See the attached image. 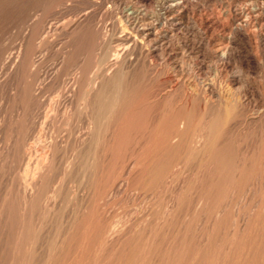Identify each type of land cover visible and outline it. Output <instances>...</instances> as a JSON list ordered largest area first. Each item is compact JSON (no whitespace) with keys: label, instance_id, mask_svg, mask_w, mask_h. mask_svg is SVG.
I'll list each match as a JSON object with an SVG mask.
<instances>
[{"label":"rangeland","instance_id":"rangeland-1","mask_svg":"<svg viewBox=\"0 0 264 264\" xmlns=\"http://www.w3.org/2000/svg\"><path fill=\"white\" fill-rule=\"evenodd\" d=\"M172 3L173 0H64V2L63 0H0V122H2L3 119V125L0 129V146L5 139V133H8L12 130L14 137L18 136V150L21 152L20 153L16 149V151L12 153H15V157L20 156L21 158L24 153L23 146L27 144V141L34 142L35 136H37L41 131H52V129L48 128V126H44L42 124L43 120L46 119V107L48 109L49 102L58 98L60 94L66 93L64 89L66 90V88L72 84L71 82L74 81L76 75H80L82 81L87 83L88 80L92 81V79L98 76L96 73L97 70L100 71V68L102 67H109L110 62L108 61H111L109 59L112 57V53H114L116 48L123 46L119 45L121 42H123L121 40V36L127 32H130L127 21H125L126 13L134 12L138 16H145L146 22L153 21L158 27L157 30L160 31L158 36L159 38L157 37L158 41H156V39V42H152L153 45L146 42L143 44V46H141L142 43L140 42L137 47H131L127 58L122 59V61H124L123 64H125V70L121 74V78L113 80L104 91L107 98L116 96L118 99V103H115L114 105H117L115 107L119 108L118 110L115 107L113 109H115V112L120 115L119 120L123 127L122 129L124 133L119 153L120 155L118 154L120 158L116 162L115 153L117 149H115L116 146H113L112 129L114 127L115 118L117 119V116L119 115L112 110L113 113L107 116L108 120L106 122L108 131L105 137L106 143H103V145L105 144L103 149L105 150L106 147L107 149L105 150L106 152L102 154L103 157H105L103 158L104 160H102L104 161V168L107 173L105 199L109 212L107 210L106 213L108 214H106V217L109 221L116 220L115 225L117 228L130 235L129 236L126 235V233L121 232L122 234H120V238H112L111 241H109L111 244H109V249L112 251L115 249L119 254L128 255L134 249V244L136 245L138 243L139 253H141L142 258L145 260L144 264H178V257L180 256L177 257L174 255L177 253V255H183L187 252V255H185L186 264H227V261L228 264H264V258L260 256V250L255 248V243H258L261 237L264 236V227L262 229L254 227L257 212L259 211L261 205H263L262 201H264V178L261 184L259 182L262 178V170L260 173V169L262 167L260 164L258 166V173L260 174H258L257 171L253 172L251 169L252 163L250 162L252 161L248 162L250 159H255V154H253V152L256 151L257 154V151L262 148V144L264 143V116L261 117L264 115V0H184V4L186 5L184 6V11H186V13L188 12L187 14L189 16L181 20L177 17V15H175L177 12L170 13V15L167 12V9H163L167 8L169 4L171 5ZM254 8L258 9L257 13L255 12ZM85 10L86 12H89L87 13L88 15L86 14ZM146 11H148V13ZM146 13L149 15L147 16ZM86 15L89 17L86 18ZM233 15L236 16V20L238 22L233 20ZM84 17L86 19H84ZM150 17L154 20L150 19ZM245 19H248L253 23H255L254 21L256 20L258 21L255 23V28L258 29V31L255 29V31L258 32L257 34H255L256 32L253 31V27L246 28L242 25H239L241 23L243 24ZM53 20L54 22L56 21L59 23L62 21L64 25H67L71 22L78 23L80 21L81 23L84 22V25L80 23L81 26L79 25L78 29L75 31L77 33L74 31L68 32L66 29H59L56 30V32H50L47 37H45L44 34L40 36L38 34V30L41 29V27H38L43 26L40 23L51 22ZM244 28L248 29V31ZM70 32L74 34L72 35ZM30 37H34V41ZM154 37L155 35H152V38ZM41 39L46 40H44V42H40ZM41 43H44V45ZM37 44L44 47H40L35 51L36 47L34 46V48L33 45L38 46ZM101 49L104 50L101 52ZM216 49L219 51H216ZM34 52L36 54H34ZM8 55H13L14 57L19 55V60L21 61L22 59L20 62L22 65H19L18 68H10L9 65L4 66L1 61L5 60V57H8ZM33 58L36 59L35 61L37 65L35 63V65L32 66L31 62ZM63 59L64 62L62 61ZM101 61H103V63H100ZM5 69L9 70L6 71ZM34 70H36V72ZM4 72H6L7 75ZM42 72H48L46 81L37 77L42 75ZM207 82L213 83L214 90L216 89L215 91L217 92V97L212 96L213 94H211L209 90H205ZM64 84L67 85L65 86ZM180 84L183 85L181 86ZM83 91L84 93H88V89H81L79 93H83ZM168 91L171 92L169 93ZM194 94L196 96L198 95L197 97L199 98L194 96ZM139 98L142 99L140 100ZM44 101H46V103ZM194 101L199 102V104L197 102L194 103ZM74 103L73 106H76V99ZM194 104L197 106L195 105L194 107ZM209 105H212L210 110L208 109L210 107ZM41 107L42 109H40ZM174 107L176 109H174ZM188 107L190 109H188ZM182 110L189 112V114L194 117V125L199 122V118L202 120V116L206 115V112L207 120L208 115L215 116L216 114H224V116L225 114H228L231 118L228 115L226 116L227 120L224 125L227 126H223L224 128L222 127V129L225 130H222L221 135H218V137L222 135L223 137H217L216 143L214 145L215 147L213 146L211 153L202 151L199 153V155L193 154L183 160L184 164L182 162L176 163L177 165L173 164L172 161L174 160L175 156L179 157L180 155L174 154V157L173 155L169 157L172 163L169 162L168 164L165 160L166 162H162L163 165L160 166L163 169L158 167L160 171L158 168H155V170L157 169L158 171H155L154 168H152L149 170L152 173L146 169H142L143 172L141 170L140 173V168H142L141 166L144 163L142 160L140 161V158L146 156V158L149 159L153 155L152 153L150 154L146 152V148H149L147 147L149 146L147 144H150L151 142L149 141L151 140V136L155 137V135L159 134L162 130H169L172 125L171 117L173 118V116ZM13 111H15L17 114ZM232 111L234 114H232ZM62 112L63 111H60L59 114L57 113L53 130L55 132L59 131L63 137L65 136V142L63 144L66 147H60L62 151L60 149L58 151L59 155H57L56 165L43 183V197L41 201L37 203L38 205H36L37 207L33 213L31 214L30 212L26 217L28 223L30 221L31 223H29V235L26 239H24V242L26 245H28V247H31L32 252L26 256L18 257L12 252L9 253V251L4 250L6 245L9 246L13 244L14 241L13 238L9 239V229L8 227H4L2 223L0 225V264H74L73 262L78 256L77 253L75 254V246H73V250H69L68 246L66 245H64L65 248L63 250L60 249L62 247V239H65L71 235L69 231L75 232V228L73 230V226L71 224L73 222H78L82 218V213L85 210L84 205H86V201H84L82 197L83 193L87 192V189L92 188L91 192L94 194V199L98 194V186L96 184L97 178L95 175H97L99 171L100 165H98V163L101 164V160L100 157L96 155V140L95 142L93 141L90 145L91 147L88 148V151L90 149V153L86 152V149L77 150L79 153L74 151V136L78 134V131L80 132L81 129H83L85 125L83 122L84 119L82 120L81 113L77 111V113L75 112V117L73 116L74 119L72 117L70 122L66 124V119ZM197 113L198 116L196 115ZM43 114H45V116ZM258 115L259 117H257ZM196 117L199 118L196 119ZM161 122L162 125L160 124ZM197 125L200 126L201 124ZM247 130L250 132L253 131V133L257 130L259 135L257 132H255V134H250ZM261 132L263 133L262 135L260 134ZM243 138L245 141L242 140ZM247 138H249L251 141ZM175 139L177 138L174 137V139H171V145H176L178 140L176 141ZM173 140L176 142H173ZM256 140L262 141L257 142ZM247 141L249 144L246 143ZM255 147L257 148L255 149ZM142 151L144 153H142ZM74 152L77 154L76 156L74 155ZM12 153L10 160L15 158ZM104 154L106 155L104 156ZM222 155L227 156L224 157ZM73 156H75V158L78 156V159L75 161V163H77L74 168L72 159ZM245 156L247 157V162L244 161L246 160ZM14 160L16 161V159H12V162H10L11 164L13 163L12 166L10 164L8 167L6 166V169H9V173H11V171L13 173L19 170L18 168L22 167L21 165H23L21 163L22 160L17 158L18 162L21 164H19L17 161L14 163ZM170 164H172L174 167ZM131 166H133V168ZM243 166L245 167L243 168ZM128 168L130 169V173ZM164 168L168 170L166 171ZM7 170L4 168L0 175L5 174V172L8 174ZM163 170L166 172L163 173ZM146 171L152 176H149L150 174L148 177L146 176V182L144 179L142 180L144 183L142 182L141 184V181L137 180L139 177L137 175L139 173L147 174ZM155 172L157 173L155 174ZM166 175L168 176L166 177ZM253 175L255 176L253 177ZM136 176L137 178H135ZM152 177H154V179H150ZM225 177H227V179ZM117 178L118 182H121L125 179L124 181L127 180V183L123 181L124 184L121 187V192L118 195V198L115 199L113 197V200L110 198L113 196L111 191L115 187L114 184ZM152 180L154 183L149 184V181ZM155 180H158V183L155 182ZM58 183H60L58 195L59 206H57V210L55 209V211L49 212V209L45 208L43 205L44 197L46 196H44V193L47 194L52 186ZM141 186L143 187L141 188ZM1 189H3V187ZM248 190H250V192ZM163 193L165 194L163 195ZM226 196L228 199H226ZM176 198L179 199L177 200ZM222 202L225 204L223 205ZM41 203L45 209H42L43 206ZM220 205L222 206L220 207ZM231 205H233V207ZM180 209H182V216L181 213H178L180 212ZM184 210L186 211L185 214ZM176 213H178V215ZM30 214L33 216L32 218ZM74 214L75 218H73ZM218 215L220 216L218 217ZM221 220L222 222H220ZM169 221H173L171 225V222ZM175 221L177 224L174 223ZM162 222L163 226L160 227ZM138 224L141 225L138 226ZM49 226L52 227L50 228ZM64 227H66V230ZM243 227H245V230H243ZM69 228L72 229L69 230ZM152 228L155 231H152ZM247 228H249V230ZM49 229L53 234L49 231ZM157 229H159V231ZM165 229L168 230L166 231ZM180 229L181 231H179ZM139 231H143L142 234L144 235H141ZM145 232L148 233L145 234ZM149 232L153 234H149ZM159 232L163 235H161ZM32 233L35 235V237L34 235L32 236ZM211 234L213 235L211 236ZM232 234H234V238ZM140 236L143 237L141 238ZM180 236L182 237L180 238ZM174 239H177V242H175ZM178 239L181 242L179 241L178 243ZM189 239L193 241L189 242ZM171 240L174 242L172 243ZM187 241L189 244H186L188 243ZM75 242L76 241H74V243ZM218 243H223L220 244L222 246L220 247L221 250L218 248ZM250 243L253 245L252 247L250 246ZM176 244H179V246ZM147 245L149 247L148 249ZM157 246H159V248L161 246L160 251ZM175 246L178 247L176 250L174 249ZM140 247H142V249ZM225 248H227V250H225L226 252L223 250ZM181 249H184V252L181 251ZM149 250L152 254L149 252ZM173 250H175L174 255ZM198 250H200L201 254H203L202 260H194V254L197 253ZM166 253L167 256H165ZM169 254H171L172 257H169L171 256ZM204 254L206 255L204 256ZM175 258H177L176 261H174ZM116 264H118V262H116Z\"/></svg>","mask_w":264,"mask_h":264},{"label":"bare ground","instance_id":"bare-ground-1","mask_svg":"<svg viewBox=\"0 0 264 264\" xmlns=\"http://www.w3.org/2000/svg\"><path fill=\"white\" fill-rule=\"evenodd\" d=\"M94 1V0H93ZM168 1V0H167ZM64 2V0H63ZM165 3V2H164ZM68 5V4H67ZM172 5V6H171ZM169 4V6L167 8H163V9H167V12L170 14V13H173V12H177V17L181 19H185L187 16H189L186 11H184V6H186L184 4V0H173V3L172 4ZM97 6V5H96ZM98 7V6H97ZM165 7V5H164ZM245 7V6H244ZM258 7V5H257ZM261 8V7H259ZM136 9V8H135ZM253 9V8H252ZM255 9V8H254ZM94 11V10H93ZM251 11V10H250ZM262 11V10H261ZM86 12V10H85ZM84 12V13H85ZM148 13V11H146ZM165 12V13H167ZM255 12L257 13L258 12V9H255ZM83 13V14H84ZM89 13L88 11L86 12V14ZM146 13V14H147ZM249 13V12H248ZM253 13V12H252ZM82 14V15H83ZM236 14V13H235ZM234 14V15H235ZM85 15V14H84ZM88 15V14H87ZM86 15V16H87ZM123 15V14H122ZM149 14H147L148 16ZM171 15V14H170ZM233 15V16H234ZM48 16V15H47ZM153 16V15H152ZM226 16V15H225ZM232 16V17H233ZM251 16L253 17V15L251 14ZM258 16V15H257ZM262 16V15H261ZM80 17V16H79ZM89 16H87L86 18H88ZM125 17H126V20L127 21V24H128V27H129V31L130 32H127L125 33L123 36H121V40L123 42H121L119 45H123L122 47H119V48H116L114 50V53H112V57L109 59L111 61H108L110 62L109 64V67L106 66V68H100V71H96V73L98 74V76H96L94 79H92V81H89L86 83L84 81H82V78L80 77V75H76V77L74 78V81H72L69 85L68 88H66V90L64 89V91L66 93H62L60 94V96L52 101L49 102L48 104V109L46 107V119L43 120L42 124L44 126H48V128L52 129L49 130V131H41L39 132V134L37 136H35V140L34 142H28L27 141V144H25L23 146V149H24V153L22 155V159L19 157H15L16 155H14L15 153H12L14 151H16V149L18 150L19 149V142H18V139L17 137L18 136H15L14 137V134H13V131L11 130L10 132L8 133H5V139L3 141V143L1 144L0 146V173L1 171L5 168L6 169V166L8 167L9 164L12 166V164L10 162H12V159H16V161L18 162L17 158L22 160V164L21 165L22 167L18 168L19 170L15 171L12 173H9L8 170H7V173L5 172V174H2L0 175V187L3 189L0 188V225L2 224L4 227H8V234H9V239L10 238H13V244L7 246L6 244V247L4 248V250L6 251H9L12 252L15 256H18V257H21V256H26L27 254H29L30 252H32V249L31 247H28V245H26V243L24 242V239L27 238V236L29 235V231H30V226H29V223H31V221L28 223V221L26 220L27 218V215L31 212V214L33 213V211L36 209V205H38L37 203L41 201L42 197H43V193H42V186H43V183L45 182L46 178L49 176V174L51 173L52 169L55 167L56 165V160H57V155L58 154V151L60 149V147L62 148L63 146H65L63 143L65 142V136L63 137V135H61L58 132H55L53 129H54V123H55V120H56V116H57V113L59 114L60 111H63V115L66 119V124L70 122V120L72 119V117L75 114V112L77 113V111H79L82 115V120L84 119V127L83 129H81V131L79 132L78 131V134H76V136H74V146H75V150L77 153H79L77 150H82V149H86L88 153H90V149L88 151V148H90L92 142L96 140V148H97V154L99 157H100V160L98 158V160L100 161L101 164L98 163L99 166V171L97 173L96 176V184L98 186V194L97 196L95 197V199L93 198V195L92 192H91V189L92 188H89L87 189V192H84L82 197L84 199V201H86V205L85 206V210L83 211L82 213V218L78 221V222H73L71 225L73 226V230L75 228V232L73 234V232L69 231V233L71 234L69 237H66L65 239H62V247L60 248L61 250H63L65 248L64 245L68 246V249L69 250H73V246H75V254L77 253V257L75 259V261L73 262L74 264H112V263H115L118 262V264H144V259L142 258V255L141 253H139V245L138 243L135 245L134 244V249L130 250V254L128 255H122V254H119L115 249L112 251L109 249V241H111V239L113 238H120V234H122L121 232H123L121 229H118L117 226L115 225V221L114 220H111L109 221L106 217V213L107 212V202H106V199H105V186H106V180H107V173L105 171V168H104V159L105 157H103V153L106 152L103 148H104V145L103 143L105 141V137H106V133L108 131L107 129V120H108V115L113 113L112 110L115 112V109H113L115 106L117 105H114L115 103H118V99L117 97H106L104 91L106 89V87H108V85L113 81V80H116L118 78H121V74L123 73V71L125 70L124 69V61H122V59L124 58H127V56L129 55V51L131 50V47H137L140 42L142 43L141 46H143L144 43H149L151 45L152 42H154L157 37L159 36V30H157V26L156 24L152 21V22H146V17L145 16H138L137 14H135L134 12H130V13H126L125 14ZM155 17V16H154ZM171 17H174V16H171ZM240 17V16H239ZM251 17V18H252ZM260 17V15H259ZM82 18V17H81ZM84 17V19H86ZM176 18V17H175ZM250 18V17H249ZM256 18V16H255ZM44 19V18H43ZM42 19V20H43ZM48 19V18H47ZM77 19V18H76ZM91 19V18H90ZM150 19H152L150 17ZM233 19V18H232ZM242 19V18H241ZM50 20V18H49ZM154 20V19H152ZM160 20V18H159ZM157 20V21H159ZM233 20H236V16H234V19ZM232 20V21H233ZM240 20V19H239ZM33 21V20H32ZM31 21V22H32ZM41 21V20H40ZM47 21V20H46ZM59 21V20H58ZM61 21V20H60ZM77 21V20H76ZM88 21V19H87ZM86 21V22H87ZM156 21V22H157ZM164 21V20H163ZM183 21V20H182ZM237 21V20H236ZM36 22V21H35ZM38 22V21H37ZM43 22V21H42ZM62 22V21H61ZM59 23V22H54L51 21V22H44V23H40L41 25L43 26H39L38 28L41 27V29L38 30V34L41 36L44 34L45 37H47V35L50 33V32H56V30H63V29H66L69 31H76L80 25V21L77 23H69V24H65L62 22V23ZM161 22V21H159ZM158 22V23H159ZM238 22V21H237ZM242 22V21H241ZM255 23L258 22L257 20L254 21ZM91 23V22H90ZM89 23V24H90ZM234 23V22H232ZM255 23H253L252 21L250 20H246L244 21V23L242 24H239V25H242L243 27H246V28H250V27H253L255 31ZM84 25V22L81 23ZM87 24V23H86ZM85 24V25H86ZM88 24V26H89ZM23 25V24H22ZM24 26V25H23ZM81 26V25H80ZM241 26V27H242ZM263 26V24H262ZM242 27V28H243ZM244 28L245 30L248 31V29ZM261 28V27H260ZM259 28V29H260ZM161 29V28H160ZM263 29V27H262ZM93 30V29H92ZM105 30V29H103ZM128 30V29H127ZM250 30V29H249ZM258 31V29H256ZM102 31V30H101ZM252 31V30H250ZM255 31L257 34L258 32ZM63 32V31H62ZM264 32V30H263ZM67 33V32H66ZM71 33V32H70ZM77 33V32H75ZM262 33V32H261ZM36 34V33H35ZM37 34V35H38ZM54 34V33H52ZM57 34H58V31H57ZM60 34H61V31H60ZM72 34V33H71ZM74 34V33H73ZM72 34V35H73ZM99 34V33H98ZM254 34V33H253ZM94 35V34H93ZM109 35V34H108ZM152 35H155L154 38H152ZM50 37V36H49ZM31 38V37H30ZM34 38V37H33ZM33 38H31L33 40ZM55 38V37H54ZM68 38V37H67ZM119 38V37H118ZM159 38V37H158ZM35 39V38H34ZM44 40L46 39H41L40 42H44ZM34 41V40H33ZM55 41V40H54ZM117 41V40H116ZM158 41V39L156 40ZM155 41V42H156ZM15 42V41H14ZM31 43V42H30ZM209 43V42H208ZM219 43V42H218ZM34 44V43H32ZM36 44V43H35ZM42 45H44V43H41ZM38 46L36 45H33V47L35 48V51L37 49H39L40 47H44V46H39V44H37ZM118 45V44H117ZM27 46V45H26ZM102 46V45H101ZM140 46V47H141ZM148 46V44H147ZM158 46V45H157ZM18 47V46H17ZM32 47V49H33ZM139 47V48H140ZM145 47V46H144ZM31 48V47H30ZM151 48V47H150ZM153 48V47H152ZM157 48V47H156ZM4 49V48H3ZM48 49V48H47ZM71 49V48H70ZM158 49V48H157ZM104 50V49H103ZM101 49V52L103 51ZM134 50V49H133ZM141 50V48H140ZM149 50V49H148ZM147 50V51H148ZM143 51V50H142ZM141 51V53H142ZM151 51V50H150ZM215 51V50H213ZM216 51H219L218 49H216ZM215 51V52H216ZM22 52V51H21ZM33 52V51H32ZM31 52V53H32ZM66 52V51H65ZM68 52V51H67ZM24 53V52H22ZM30 53V54H31ZM63 53V52H62ZM106 53V52H105ZM148 53V52H147ZM218 53V52H216ZM26 54V52H25ZM29 54V56H30ZM34 54H36L34 52ZM33 54V55H34ZM40 54V53H38ZM64 54V53H63ZM102 54V53H101ZM137 54V53H136ZM17 55V54H16ZM22 55V54H21ZM109 55V54H108ZM163 55V54H162ZM23 57V56H22ZM21 57V58H22ZM96 57V55H95ZM104 58V57H103ZM130 58V57H129ZM138 58V57H137ZM20 57L19 55L14 57L13 55H8V57L6 56L5 57V60L1 61V63H3L4 66H8L10 68H18L19 65H22L20 64L21 61L19 60ZM34 59V60H33ZM32 59V66L35 65L36 63V59L33 58ZM39 59V58H38ZM69 59V58H68ZM139 59V58H138ZM26 60V59H25ZM28 60V59H27ZM98 60V59H97ZM104 60V59H103ZM24 61V60H23ZM30 61V60H29ZM41 61V60H40ZM64 62V59L62 60ZM126 61V59H125ZM139 61V60H138ZM30 63V64H31ZM71 63V62H70ZM100 63H103V61H101ZM37 65V63H36ZM39 65V64H38ZM55 65V64H54ZM31 66V65H30ZM131 66V65H129ZM1 67V66H0ZM71 67V66H70ZM100 67V66H99ZM3 68V67H2ZM81 68V67H80ZM1 69V68H0ZM4 69V68H3ZM31 69V68H30ZM36 69V68H34ZM39 69V68H38ZM92 69V67H91ZM6 71H8L7 69H5ZM12 70V69H11ZM25 70V69H24ZM45 70V69H44ZM58 70V69H57ZM61 70V69H60ZM21 71V70H20ZM28 71V70H27ZM36 72V70H34ZM54 71V70H53ZM11 72V71H9ZM8 72V74H9ZM39 72V71H38ZM56 72V71H55ZM54 72V73H55ZM82 72V71H81ZM127 72V71H126ZM211 72V71H210ZM6 73V72H4ZM3 73V74H4ZM43 73V72H42ZM51 73V72H50ZM89 73V72H88ZM57 74V73H56ZM7 75V73H6ZM5 75V76H6ZM12 75V74H10ZM39 75V74H38ZM96 75V74H95ZM201 75V74H200ZM36 76V75H35ZM34 76V77H35ZM86 76V75H85ZM39 77V79L41 80H45L47 79L48 77V72H44L42 75H39L37 76ZM72 77V76H71ZM91 77V76H90ZM5 78V77H4ZM29 78V77H28ZM86 78V77H85ZM36 79V78H35ZM50 79V78H49ZM73 79V78H72ZM179 79V78H178ZM199 79V78H198ZM53 80V79H52ZM71 80V79H70ZM200 80V79H199ZM8 81V80H7ZM29 81V80H28ZM38 81V80H37ZM44 81V82H45ZM150 81V80H149ZM191 81V80H190ZM148 82V81H147ZM194 82V81H193ZM8 83V82H7ZM46 83V82H45ZM44 83V84H45ZM53 83V81H52ZM59 83V82H58ZM68 83V82H67ZM54 84V83H53ZM61 84V83H60ZM156 84V82H155ZM177 84H178V81H177ZM194 84V83H193ZM215 84V83H214ZM20 85V84H19ZM65 85V84H64ZM67 85V84H66ZM65 85V86H66ZM119 85V84H118ZM176 85V83H175ZM174 85V86H175ZM181 85V84H180ZM183 85V84H182ZM181 85V86H182ZM207 86L205 87V90H209L211 94H213L212 96H216L217 97V92L214 90V87H213V83L212 82H207L206 84ZM63 86V87H65ZM23 87V86H22ZM46 87V86H44ZM60 87V86H59ZM185 87V86H184ZM48 88V87H47ZM90 88V89H89ZM180 88V87H179ZM36 89V88H35ZM63 89V88H62ZM81 89H88V93H79V91ZM174 89V88H173ZM176 89L178 90V88L176 87ZM184 89V88H183ZM37 90V89H36ZM78 90V91H77ZM109 90V89H108ZM156 90V89H155ZM170 90V89H169ZM172 90V89H171ZM78 93H77V92ZM110 91V90H109ZM107 91V92H109ZM122 91V90H121ZM125 91V89H124ZM69 92V93H68ZM72 92V93H71ZM115 92V91H114ZM155 92V91H154ZM169 92V91H168ZM171 92V91H170ZM169 92V93H170ZM175 92V91H174ZM186 92V91H185ZM192 92V91H191ZM200 92V91H199ZM206 92V91H205ZM173 93V92H172ZM193 93V92H192ZM16 94V93H15ZM27 94V93H26ZM119 94V93H117ZM168 94V93H167ZM178 94V93H176ZM55 95V94H54ZM116 95V94H115ZM189 95V93H188ZM191 95V94H190ZM224 95V94H223ZM18 96V95H17ZM22 96V95H21ZM43 96V95H42ZM193 96V94H192ZM194 96H196L194 94ZM198 96V95H197ZM196 96V97H197ZM204 96V95H203ZM222 96V95H221ZM30 97V96H29ZM53 97V96H52ZM144 97V96H143ZM142 97V98H143ZM154 97V96H153ZM158 97V96H157ZM168 97V96H167ZM185 97V96H184ZM182 97V98H184ZM17 98V97H16ZM54 98V97H53ZM110 98V99H109ZM141 98V99H142ZM145 98V97H144ZM199 98V97H197ZM204 98V97H203ZM209 98V97H208ZM220 98V97H218ZM75 99H76V102H77V105L76 106H73L75 103ZM122 99V98H121ZM140 99V98H139ZM140 99V100H141ZM176 99V98H175ZM187 99V98H186ZM193 99V97H192ZM228 99V98H227ZM19 100V98H18ZM24 100V99H23ZM29 100V99H28ZM31 100V99H30ZM44 100V99H43ZM183 100V99H182ZM195 100V99H194ZM197 100V99H196ZM4 101V100H3ZM7 101V100H6ZM10 101V100H9ZM34 101V100H33ZM36 101V100H35ZM41 101H42V98H41ZM146 101V100H145ZM181 101V100H180ZM187 101V100H185ZM191 101V100H190ZM189 101V102H190ZM220 101V100H219ZM1 102V101H0ZM12 102V101H11ZM20 102V101H19ZM46 103V101H44ZM140 102V101H138ZM136 102V103H138ZM150 102V101H149ZM178 102V101H177ZM182 102V101H181ZM180 102V103H181ZM193 102V100H192ZM197 102V101H196ZM194 101V103H196ZM210 102V101H209ZM8 103V102H7ZM37 103V102H36ZM44 103V104H45ZM74 103V104H73ZM175 103V102H174ZM183 103V102H182ZM185 103V102H184ZM199 104V102H197ZM228 103V102H227ZM179 104V103H178ZM193 104V103H192ZM208 104V103H206ZM32 105V104H31ZM40 105V104H39ZM196 104H194V107H195ZM246 105V104H245ZM3 106V105H2ZM13 106V105H12ZM16 106V105H15ZM41 106V105H40ZM73 106V108H72ZM119 106V104H118ZM141 106V105H140ZM173 106V104H172ZM182 106V104H181ZM192 106V105H191ZM197 106V105H196ZM207 106V105H206ZM210 106V105H209ZM212 106V105H211ZM211 106L208 108L210 110ZM223 106V105H222ZM138 107V106H137ZM15 108V107H14ZM116 108V107H115ZM119 108V107H118ZM118 108H116L118 110ZM178 108V107H177ZM198 108V107H197ZM18 109V108H17ZM42 109V107L40 108ZM131 109V108H130ZM129 109V110H130ZM134 109V108H133ZM174 109H176L174 107ZM179 109V108H178ZM188 109H190L188 107ZM195 109V108H194ZM35 110V109H34ZM173 110V109H172ZM192 110V109H191ZM212 110V109H211ZM1 111V110H0ZM17 111V110H16ZM52 111V112H51ZM157 111V110H156ZM171 111V110H170ZM213 111V110H212ZM6 112V111H5ZM14 113H16L15 111H13ZM51 112V113H50ZM192 112V111H191ZM198 112V111H197ZM230 112V111H229ZM261 112V111H260ZM41 113V112H40ZM39 113V114H40ZM79 113V114H80ZM117 113V112H115ZM130 113V111H129ZM128 113V115H129ZM132 113V112H131ZM169 113V112H168ZM215 113V112H213ZM17 114V113H16ZM118 114V113H117ZM171 114V113H170ZM204 114V113H203ZM232 114L233 111H232ZM231 114V115H232ZM42 115V113H41ZM45 116V114H43ZM119 115V114H118ZM127 115V117H128ZM165 115V114H164ZM193 115V114H192ZM198 116V113L196 114ZM202 115V114H201ZM206 115H207V112H206ZM206 115H203L202 116V120L201 118L199 117H196L199 118L201 120H199L198 123H196V125H194V117L191 116V114H189V112H186L184 110H182L181 112L177 113L175 116H173V118L171 117V120H172V125H171V128H169V130L167 131H161L159 134L155 135L154 136H151V141L150 144H147L149 146V148H146V152L147 153H152V157H150L149 159L145 157L143 158H140V161L142 160L144 163L142 164V168H140V173H141V170H151L152 168H162L160 167L162 164V162H166L169 164V162H171V159L169 157H171V155H173L174 157V154H177V155H180L179 157H174V160L172 161L173 164L177 165L176 163H182L184 164V161L185 158H187L188 156H191L193 154H196V155H199L200 152H207V153H211L212 150H213V146L215 145L216 143V139L218 137V135L220 134L221 135V131L222 130H225V129H222L223 126H225V122L227 120V115L228 114H224L223 115H208V120L206 119ZM32 116V114H31ZM229 116V115H228ZM264 115H262L261 117H263ZM14 117V116H13ZM75 117V116H74ZM73 117V119H74ZM112 117V116H111ZM118 118L116 119L115 118V123H114V127H113V131H112V140H113V146H116L115 149H117L116 153L114 151V153L116 154L115 156V160L117 162V160H119V156L118 154L120 153V148H121V144H122V140H123V137H124V133H123V127L121 125V122H120V115L117 116ZM166 117V116H165ZM230 117V116H229ZM228 117V118H229ZM255 117V116H253ZM259 117V115L257 116ZM8 118V117H7ZM19 118V117H18ZM32 118V117H31ZM107 118V119H106ZM231 118V117H230ZM229 118V120H230ZM22 119V118H21ZM37 119V118H36ZM78 119V118H77ZM260 119V118H259ZM258 119V120H259ZM264 119V118H263ZM12 120V119H11ZM63 120V119H61ZM114 120V119H113ZM228 120V121H229ZM34 121V120H33ZM74 121V120H73ZM161 121V120H160ZM262 121V120H261ZM260 121V123H261ZM264 121V120H263ZM57 122V121H56ZM79 122V120H78ZM159 122V121H158ZM163 122V121H162ZM162 122L160 123L162 125ZM244 122V121H243ZM23 123V122H22ZM29 123V122H28ZM59 123V122H58ZM233 123V122H232ZM258 123V122H257ZM7 124V123H6ZM24 124V123H23ZM65 124V125H66ZM181 124V125H179ZM197 124H201L200 126L197 125ZM251 124V123H250ZM3 125V119H2V122H0V129L2 128L1 126ZM64 125V124H63ZM170 125V124H168ZM5 126H8V125H5ZM60 126V125H59ZM124 126V125H123ZM158 126V124H157ZM227 126V125H226ZM225 126V127H226ZM264 126V125H263ZM262 126V127H263ZM12 127V126H11ZM15 127V126H14ZM20 127V126H19ZM67 127V126H66ZM231 127V126H230ZM167 128V127H166ZM224 128V127H223ZM234 128V127H233ZM255 128V127H254ZM15 129V128H14ZM17 129V128H16ZM56 129V128H55ZM79 129V128H78ZM77 129V130H78ZM158 129V128H157ZM240 129V128H239ZM245 129V128H244ZM247 129V128H246ZM253 129V128H252ZM43 130V129H42ZM60 130V129H59ZM15 131V130H14ZM248 131V130H247ZM262 131V130H261ZM75 132V131H74ZM137 132V131H136ZM250 134H255V132H257V130L253 133L248 131ZM3 133V132H2ZM143 133V132H142ZM158 133V132H157ZM225 133V132H224ZM229 133V132H228ZM264 133V132H263ZM262 132L260 133L261 135L263 134ZM74 134V135H75ZM147 134V133H146ZM250 134H249V137H250ZM258 134V132H257ZM17 135V134H16ZM225 135V134H224ZM259 135V134H258ZM226 136V135H225ZM174 137H176L177 139H175L176 141L178 140V142L176 143V145H171V139ZM220 137H223L220 136ZM218 137V138H220ZM230 137V136H229ZM228 137V139H229ZM242 137V136H241ZM256 138V137H255ZM34 139V138H32ZM249 139V138H247ZM262 139V137H261ZM30 140V139H29ZM173 140V142L175 141ZM244 140V138L242 139ZM250 140V139H249ZM248 140V141H249ZM146 141V140H145ZM175 141V142H176ZM245 141V140H244ZM248 141L246 143H248ZM251 141V140H250ZM257 141V140H256ZM262 141V140H261ZM261 141H257V142H261ZM263 143V142H262ZM239 144V143H238ZM244 144V143H243ZM249 144V143H248ZM247 144V145H248ZM257 144V143H256ZM144 145V144H143ZM142 145V146H143ZM217 145V144H216ZM246 145V144H245ZM244 145V146H245ZM95 146V145H94ZM229 146V145H228ZM254 146V145H253ZM66 147V146H65ZM215 147V146H214ZM221 147V146H220ZM243 147V146H242ZM247 147V146H246ZM249 147V145H248ZM222 148V147H221ZM257 147H255L256 149ZM130 149V148H129ZM228 149V148H227ZM230 149V148H229ZM249 149V148H248ZM254 149V150H255ZM61 150V149H60ZM142 150V149H141ZM233 150V149H231ZM230 150V151H231ZM20 152V150H18ZM62 151V150H61ZM221 151V150H220ZM242 151V150H241ZM240 151V152H241ZM251 151V149H250ZM253 151V150H252ZM248 152V151H246ZM11 153L14 155L15 158H12L10 160V156H11ZM21 153V152H20ZM70 153V152H69ZM75 153V152H74ZM138 153V152H137ZM142 153H144L142 151ZM219 153V152H218ZM244 153V152H243ZM114 154V155H115ZM249 154V153H248ZM253 154H255V159H250L248 160L249 161H252L250 163H252L251 165V169L253 172H256L258 173V166L260 164V166L262 167L260 169V173H261V170H262V178L261 180L259 181L261 184H262V180L264 178V143L262 144V148H260V150L257 151V154H256V151L253 152ZM75 156L77 155L76 153L74 154ZM106 154H104L105 156ZM120 155V154H119ZM156 155V156H154ZM247 155V153H246ZM17 156H18V153H17ZM69 156V155H68ZM75 156H73L75 158ZM80 156V155H79ZM87 156V155H86ZM92 156V155H91ZM97 156V157H98ZM141 156V155H140ZM151 156V155H150ZM224 156V155H222ZM221 156V157H222ZM227 156V155H226ZM224 156V157H226ZM248 156V155H247ZM250 156V155H249ZM63 157V156H62ZM73 159V168L74 166L76 165L75 161L76 159H78L77 157ZM88 157V156H87ZM220 157V158H221ZM223 157V158H224ZM240 157V156H239ZM246 157V156H245ZM66 158V157H65ZM135 158V157H134ZM139 158V157H138ZM196 158V157H195ZM198 158V156H197ZM244 158V157H243ZM242 158V159H243ZM249 158V157H248ZM251 158V157H250ZM70 159V160H72ZM96 159V157H95ZM103 159V160H102ZM170 159V161H169ZM19 160V161H20ZM83 160V159H82ZM93 160V159H92ZM91 160V161H92ZM133 160V159H132ZM166 160V161H165ZM210 160V159H209ZM14 160V163L16 162ZM138 161V160H136ZM148 161V162H147ZM175 161V163H174ZM197 161V160H196ZM199 161V160H198ZM206 161V160H205ZM245 162H247V157H246V160H244ZM146 162V163H145ZM171 162V163H172ZM186 162V161H185ZM203 162V160H202ZM220 162V161H218ZM240 162V161H239ZM19 163V162H18ZM19 163V164H21ZM121 163V162H120ZM141 163V162H139ZM165 163V164H166ZM210 163V162H209ZM189 164V163H187ZM239 164V163H238ZM86 165V164H85ZM135 165V164H134ZM172 165V164H170ZM186 165V164H185ZM184 165V166H185ZM229 165V164H228ZM10 166V168H11ZM19 166V165H18ZM17 166V167H18ZM66 166V165H65ZM129 166V165H127ZM126 166V167H127ZM168 166V165H166ZM165 166V167H166ZM173 166V165H172ZM188 166V165H187ZM222 166V165H221ZM71 167V166H70ZM98 167V166H97ZM133 168V166H131ZM140 167V166H139ZM174 167V166H173ZM234 167V166H233ZM245 166H243L244 168ZM250 167V166H249ZM82 168V167H80ZM118 168V167H117ZM131 168V169H132ZM158 168V169H159ZM170 168V167H169ZM180 168V167H179ZM184 168V167H183ZM220 168V167H219ZM12 169V168H11ZM96 169V168H95ZM129 169V168H128ZM137 169V168H136ZM163 169V168H162ZM200 169V168H199ZM225 169H226V165H225ZM125 170V169H124ZM139 170V168H138ZM142 170V172H143ZM164 170H166L164 168ZM163 170V173H165ZM188 170V169H187ZM185 170V171H187ZM242 170V169H241ZM93 171V170H92ZM146 171V172H147ZM155 171H158L157 169ZM160 171V169H159ZM200 171V170H199ZM4 172V171H3ZM139 172V171H138ZM137 172V173H138ZM150 173H152L151 171H149ZM242 172V171H241ZM252 172V173H253ZM129 173H130V169H129ZM139 173V174H140ZM147 172V174L145 173H142V174H138L137 176L138 177V181H141L140 183L142 184V182L144 183V180L146 178V176L148 177V175L150 174ZM157 172H155L156 174ZM168 173V172H167ZM251 173V174H252ZM258 173V174H260ZM120 174V173H118ZM136 174V173H135ZM223 174V173H222ZM244 174V173H243ZM250 174V175H251ZM159 175V174H158ZM164 175V174H163ZM180 175V174H179ZM242 175V174H241ZM246 175V173H245ZM257 175V174H256ZM137 176L135 178H137ZM149 176H152L151 174ZM168 175H166L167 177ZM234 176V175H233ZM255 175H253L254 177ZM83 177V176H82ZM132 177V176H131ZM156 177V176H155ZM175 177V176H174ZM248 177V176H247ZM258 177V176H257ZM71 178V177H70ZM124 178V177H123ZM161 178V177H160ZM163 178V177H162ZM177 178V177H176ZM227 179V177H225ZM224 178V179H225ZM252 178V176H251ZM150 179H154V177L150 178ZM149 179V180H150ZM157 179V178H156ZM219 179V178H218ZM242 179V178H241ZM254 179V178H253ZM91 180V179H90ZM125 180V179H124ZM123 180V181H124ZM129 180V179H128ZM160 180V179H158ZM158 180L155 182L158 183ZM250 180V179H249ZM80 181H83V180H80ZM112 181V180H111ZM121 181V182H118V178L115 182V187L114 189L111 191L112 193V198L113 197L115 199L118 198V195L120 194L121 192V187L122 185L124 184V182L126 181ZM153 181V180H152ZM149 181V184L151 183H154V181ZM256 181V180H255ZM132 182V181H131ZM145 182H146V179H145ZM163 182V181H162ZM218 182V181H217ZM225 182V181H224ZM223 182V183H224ZM253 182V180H252ZM50 183V182H49ZM83 183V182H82ZM127 183V182H126ZM138 183V182H137ZM136 183V184H137ZM139 183V184H140ZM222 183V184H223ZM238 183V182H236ZM235 183V184H236ZM60 183L58 184H55L54 186H52V188L47 192V194L44 193V206L45 208L49 209V212H52V211H55V209L57 208L58 205V195H59V189H60ZM148 184V185H149ZM179 184V183H178ZM194 184V183H193ZM252 184V183H251ZM47 185V184H46ZM135 185V183H134ZM138 185V184H137ZM145 185V184H143ZM157 185V184H156ZM160 185V183H159ZM167 185V184H166ZM165 185V186H166ZM188 185V184H187ZM234 185V184H233ZM255 185V184H254ZM112 186V185H111ZM183 186V185H182ZM192 186V185H191ZM223 186V185H222ZM227 186V185H226ZM237 186V185H236ZM143 186H141L142 188ZM148 187V186H147ZM153 187V186H152ZM217 187V186H216ZM254 187V186H253ZM50 188V187H49ZM97 188V187H96ZM188 188V187H186ZM225 188V187H224ZM223 188V189H224ZM228 188V187H227ZM108 189V188H107ZM149 189V188H148ZM234 189V188H233ZM80 190V189H79ZM140 190V189H139ZM145 190V189H144ZM143 190V191H144ZM151 190V189H150ZM149 190V191H150ZM166 190V189H165ZM193 190V188H192ZM227 190V189H226ZM86 191V190H85ZM171 191V190H170ZM187 191V190H186ZM198 191V190H197ZM216 191V190H215ZM225 191V189H224ZM229 191V190H228ZM235 191V190H234ZM250 192V190H248ZM142 192V191H141ZM157 192V190H156ZM219 192V191H218ZM222 192V191H221ZM226 192V191H225ZM256 192V191H255ZM95 193V192H93ZM108 193H109V190H108ZM148 193V192H147ZM151 193V192H150ZM177 193V192H176ZM183 193V192H182ZM186 193V192H185ZM200 193V192H199ZM228 193V192H227ZM232 193V192H231ZM154 194V193H153ZM160 194V193H159ZM165 193H163L164 195ZM245 194V193H244ZM96 195V194H95ZM152 195V194H151ZM179 195V193H178ZM194 195V194H193ZM248 195V194H247ZM254 195V193H253ZM256 195V194H255ZM195 196V195H194ZM199 196V195H197ZM216 196V195H215ZM225 196V195H224ZM130 197V196H129ZM156 197V195H155ZM182 197V196H181ZM190 197V196H189ZM222 197V196H221ZM246 197V196H245ZM132 198V197H131ZM161 198V196H160ZM163 198V197H162ZM184 198V197H183ZM194 198V197H193ZM218 198V196H217ZM250 198V197H249ZM150 199V198H149ZM152 199V198H151ZM158 199V197H157ZM170 199V198H169ZM177 199V198H176ZM179 199V198H178ZM177 199V200H178ZM225 199V198H224ZM226 199L227 196H226ZM225 199V200H226ZM246 199V198H245ZM81 200V199H80ZM114 200V199H113ZM184 200V199H183ZM193 200V199H192ZM43 201V200H42ZM190 201V199H189ZM216 201V200H215ZM231 201V200H230ZM260 201V200H259ZM164 202V201H162ZM226 202V201H225ZM255 202V201H254ZM253 202V203H254ZM83 203V202H82ZM189 203V202H188ZM220 203V202H219ZM223 203V202H222ZM62 204V203H61ZM161 204V203H160ZM177 204V203H176ZM175 204V205H176ZM184 204V203H183ZM181 204V205H183ZM201 204V203H200ZM225 203H223L224 205ZM232 204V203H231ZM259 204V203H258ZM262 204L259 211L257 212V216L255 218V222H254V227L255 228H263L264 227V201H262ZM42 205V203H41ZM42 205V206H43ZM75 205V204H74ZM82 205V204H81ZM120 205V204H119ZM169 205V204H168ZM208 205V204H207ZM237 205V204H236ZM41 206V208H42ZM43 206L42 209H45ZM76 206V205H75ZM83 206V207H84ZM163 206V205H162ZM165 206V205H164ZM222 205H220L221 207ZM229 206V205H228ZM233 207V205H231ZM61 207V205H60ZM75 208V207H74ZM143 208V207H142ZM163 208V207H162ZM182 208V207H180ZM185 208V207H183ZM187 208H188V205H187ZM216 208V207H215ZM171 209H174V208H171ZM177 209V208H176ZM210 209V208H209ZM57 210V209H56ZM62 210V209H61ZM75 210V209H74ZM154 210V209H153ZM159 210V209H157ZM164 210V209H163ZM181 210L180 209L178 213H181ZM189 210V209H188ZM198 210V209H197ZM46 211V210H45ZM44 211V212H45ZM146 211V210H145ZM149 211V210H148ZM178 211V210H177ZM185 211V210H184ZM183 211V212H184ZM190 211V210H189ZM222 211V210H220ZM43 212V211H42ZM109 212V210H108ZM114 212V211H113ZM112 212V213H113ZM132 212V211H131ZM235 212V211H234ZM81 213V212H80ZM152 213V212H151ZM166 213V212H165ZM164 213V214H165ZM174 213V212H173ZM172 213V214H173ZM178 213H176L178 215ZM186 213V211L184 212V214ZM251 213V212H250ZM30 214V215H31ZM44 214V213H43ZM136 214V213H135ZM134 214V215H135ZM143 214V213H142ZM190 214V212H189ZM225 214V213H224ZM249 214V213H248ZM144 215V214H143ZM175 215V214H174ZM180 215V214H179ZM183 214L181 213V216ZM221 215V214H220ZM218 215V217L220 216ZM228 215V214H227ZM239 215V214H238ZM244 215V214H243ZM75 214L73 215V218ZM114 216V215H113ZM132 216V215H131ZM155 216V215H154ZM168 216V214H167ZM190 216V215H189ZM188 216V217H189ZM248 216V215H247ZM33 216L31 215V218ZM38 217V216H37ZM67 217V216H66ZM65 217V218H66ZM153 217V216H151ZM192 217V215H191ZM208 217V216H207ZM238 217V216H237ZM29 218V217H28ZM39 218V217H38ZM112 218V217H111ZM122 218V217H121ZM168 218V217H167ZM173 218V217H172ZM187 218V217H186ZM244 218V216H243ZM247 218V217H246ZM249 218V217H248ZM53 219V218H52ZM79 219V218H78ZM164 219V218H163ZM170 219V218H169ZM180 219V218H179ZM204 219V218H203ZM235 219V218H234ZM155 220V219H154ZM161 220V219H160ZM219 220V219H217ZM238 220V218H237ZM247 220V219H246ZM245 220V221H246ZM34 221V220H33ZM77 221V220H76ZM120 221V220H119ZM159 221V220H158ZM157 221V222H158ZM163 221V220H162ZM177 221V219H176ZM174 222L177 224V222ZM186 221V220H185ZM235 221V220H233ZM47 222V221H46ZM71 222V221H70ZM129 222V221H128ZM153 222V220H152ZM165 222V221H164ZM171 222L170 225L172 224L173 221H169ZM184 222V221H183ZM217 222V221H216ZM222 222V220L220 221ZM247 222V221H246ZM245 222V223H246ZM53 223V222H52ZM133 223V222H132ZM149 223V222H148ZM155 223V222H154ZM153 223V225H154ZM187 223H188V220H187ZM235 223V222H234ZM241 223V222H240ZM134 224V223H133ZM158 224V223H157ZM228 224V223H227ZM66 225V224H65ZM124 225V224H123ZM141 225V224H138V226ZM151 225V224H150ZM160 225V224H159ZM169 225V226H170ZM206 225V224H205ZM245 225V224H244ZM249 225V224H248ZM62 226V225H61ZM152 226V225H151ZM155 226V225H154ZM163 226V222H162V225L160 227ZM181 226V225H179ZM241 226V225H239ZM251 226V225H250ZM43 227V226H42ZM41 227V228H42ZM50 227V226H49ZM52 227V226H51ZM50 227V228H51ZM56 227V226H55ZM158 227V226H157ZM213 227V226H212ZM34 228V227H33ZM65 230H66V227H64ZM124 228V227H123ZM122 228V229H123ZM148 228V226H147ZM151 228V227H150ZM182 228V227H181ZM235 228V227H234ZM36 229V228H35ZM54 229V228H53ZM62 229V227H61ZM68 229V228H67ZM72 228H69V230H71ZM143 229V228H142ZM160 229V228H159ZM159 229H157L159 231ZM201 229V228H200ZM214 229V228H212ZM249 230V228H247ZM33 230V229H32ZM124 230V229H123ZM131 230V229H130ZM138 230V228H137ZM141 230V229H139ZM148 230V229H146ZM151 230V229H150ZM154 229L152 228V231ZM166 230V229H165ZM168 230V229H167ZM166 230V231H167ZM172 230V229H171ZM220 230V229H219ZM243 230H245V227H243ZM1 231V230H0ZM36 231V230H35ZM49 231L51 232V230L49 229ZM56 231V230H54ZM144 231V229H143ZM142 231V232H143ZM151 231V232H152ZM155 231V230H154ZM161 231V230H160ZM181 231V229L179 230ZM200 231V230H199ZM210 231V230H209ZM231 231V230H230ZM233 231V229H232ZM46 232V231H45ZM68 232V230H67ZM138 232V231H137ZM140 232V231H139ZM142 232H140L141 235H144L142 234ZM149 232V234L151 233ZM212 232V231H211ZM210 232V233H211ZM243 232V231H242ZM248 232V231H247ZM1 233V232H0ZM52 233V232H51ZM68 233V234H69ZM123 233H126V232H123ZM148 233V232H145V234ZM158 233V232H157ZM160 233V232H159ZM163 233V232H162ZM165 233V231H164ZM185 233V232H184ZM233 233V232H232ZM237 233V232H235ZM48 234V233H47ZM53 234V233H52ZM65 234V233H64ZM133 234V233H132ZM153 234V233H151ZM161 234V233H160ZM230 234V233H229ZM248 234V233H247ZM2 235V234H1ZM34 234L32 233V236ZM37 235V234H36ZM67 235V234H66ZM126 235H129L126 233ZM137 235V234H136ZM139 235V234H138ZM157 235V234H156ZM163 235V234H161ZM181 235V234H179ZM178 235V236H179ZM187 235V234H186ZM192 235V234H191ZM209 235V234H208ZM213 234H211L212 236ZM234 234H232L233 236ZM236 235V234H235ZM244 235V234H243ZM3 236V235H2ZM63 236V235H62ZM125 236V235H124ZM130 236V235H129ZM159 236V235H158ZM165 236V235H164ZM168 236V235H167ZM173 236V235H172ZM177 236V238H178ZM203 236V235H202ZM229 236V235H228ZM227 236V237H228ZM35 237V235H34ZM45 237V236H44ZM57 237V236H56ZM135 237V236H134ZM141 237V236H140ZM143 237V236H142ZM141 237V238H142ZM157 237V236H156ZM182 236H180L181 238ZM226 237V236H225ZM31 238V237H30ZM58 238V237H57ZM55 238V239H57ZM174 238V237H173ZM216 238V237H215ZM234 238V236H233ZM244 238V236H243ZM125 239V238H124ZM183 239V238H182ZM5 240V239H4ZM12 240V239H11ZM123 240V239H122ZM142 240V239H141ZM144 240V239H143ZM154 240V239H153ZM156 240V238H155ZM175 240V239H174ZM229 240V239H228ZM235 240V239H234ZM74 241H76L74 243ZM148 241V239H147ZM169 241V239H168ZM172 241V240H171ZM179 239H178V243H179ZM190 241H193V240H190L189 239V242ZM198 241V240H197ZM212 241V240H211ZM220 241V240H219ZM231 241V240H230ZM55 242V241H54ZM60 242V241H59ZM130 242V241H129ZM144 242V241H143ZM153 242V241H152ZM156 242V241H155ZM154 242V243H155ZM163 242V241H162ZM174 241H172L173 243ZM175 242H177V239L175 240ZM181 242V241H180ZM188 242V241H187ZM186 243V244H189ZM222 242V241H221ZM232 242V241H231ZM258 242V241H257ZM141 243V242H140ZM139 243V244H140ZM149 243V242H148ZM151 243V242H150ZM153 243V244H154ZM159 243V242H158ZM157 243V244H158ZM184 243V242H183ZM245 243V242H244ZM156 244V243H155ZM182 244V243H181ZM180 244V245H181ZM195 244V243H194ZM216 244V243H215ZM219 246V250L220 247H222L220 244H223V243H218ZM226 244V243H225ZM246 244V243H245ZM251 244V243H250ZM111 245V244H110ZM143 245V244H142ZM152 245V244H150ZM165 245H166V242H165ZM174 245V244H173ZM177 245V244H176ZM196 245V244H195ZM155 246V245H154ZM168 246V245H167ZM179 246V244L177 245ZM251 247L253 246L252 244L250 245ZM159 251L161 249V246L159 248V246H157ZM2 248V247H1ZM58 248V247H57ZM128 248V247H127ZM142 249V247H140ZM148 245H147V249H148ZM154 248V247H153ZM173 248V247H172ZM176 248L178 247H174V249L176 250ZM212 248V247H211ZM215 248V246H214ZM228 248V246H227ZM227 248L223 249L224 251L227 250ZM255 248L260 250V256L264 258V236L261 237L260 241L258 243H255ZM130 249V248H129ZM155 249V248H154ZM180 249V248H179ZM186 249V248H185ZM191 249V248H190ZM2 250V249H1ZM146 250V249H144ZM152 250V249H151ZM175 250H173V255L175 254ZM184 250V249H183ZM181 249V251H183ZM211 250V249H210ZM252 250V248H251ZM142 251V250H141ZM153 251V250H152ZM189 251V250H188ZM250 251V250H249ZM150 252V250H149ZM154 252V251H153ZM158 252V250H157ZM163 252V250H162ZM180 252V251H179ZM184 252V251H183ZM182 252V254H183ZM226 252V251H225ZM245 252V251H244ZM8 253V252H7ZM128 253V252H127ZM151 253V252H150ZM159 253V252H158ZM164 253V252H163ZM172 253V252H171ZM181 253V252H180ZM188 253V252H187ZM186 254H183V255H174V256H180L178 257V264H186V259H185V255ZM74 254V253H73ZM152 254V253H151ZM211 254V253H209ZM220 254V253H219ZM222 254V252H221ZM13 255V256H14ZM171 255V254H169ZM168 255V256H169ZM203 254H201V251L198 250L197 253L194 254V260L195 259H199V260H202V256ZM206 254H204L205 256ZM223 255V254H222ZM226 255V254H225ZM76 256V255H75ZM167 256V253L166 255ZM209 256V255H208ZM229 256V255H228ZM259 256V257H260ZM146 257V256H145ZM160 257V256H159ZM169 257H172L169 256ZM210 257V256H209ZM212 257V256H211ZM219 257V256H218ZM150 258V257H149ZM152 258V257H151ZM163 258V256H162ZM161 258V260H162ZM57 259V258H56ZM61 259V258H60ZM160 259V258H159ZM173 259V258H171ZM167 260H168V257H167ZM177 258H175L174 261H176ZM153 261V260H152ZM211 261V260H210ZM260 261V260H259ZM27 262V261H26ZM213 262V260H212ZM30 263V262H29ZM150 263V262H149ZM166 263V261H165ZM176 263V262H175ZM193 263V261H192ZM261 263V262H260ZM174 264V263H173ZM195 264V263H194ZM212 264V263H210ZM225 264V263H224ZM227 264H228V261H227Z\"/></svg>","mask_w":264,"mask_h":264}]
</instances>
